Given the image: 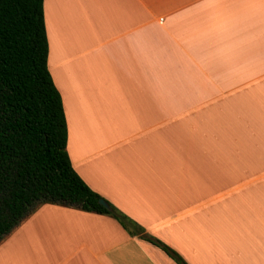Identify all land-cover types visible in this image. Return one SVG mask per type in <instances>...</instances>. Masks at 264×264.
<instances>
[{
	"label": "crops",
	"instance_id": "crops-1",
	"mask_svg": "<svg viewBox=\"0 0 264 264\" xmlns=\"http://www.w3.org/2000/svg\"><path fill=\"white\" fill-rule=\"evenodd\" d=\"M43 17L80 178L187 264H264V0H43ZM0 264L176 262L111 214L42 202Z\"/></svg>",
	"mask_w": 264,
	"mask_h": 264
},
{
	"label": "trees",
	"instance_id": "trees-1",
	"mask_svg": "<svg viewBox=\"0 0 264 264\" xmlns=\"http://www.w3.org/2000/svg\"><path fill=\"white\" fill-rule=\"evenodd\" d=\"M47 54L43 0H0V240L39 203L53 202L111 214L128 233L161 248L176 264H187L75 172Z\"/></svg>",
	"mask_w": 264,
	"mask_h": 264
},
{
	"label": "rangeland",
	"instance_id": "rangeland-1",
	"mask_svg": "<svg viewBox=\"0 0 264 264\" xmlns=\"http://www.w3.org/2000/svg\"><path fill=\"white\" fill-rule=\"evenodd\" d=\"M261 189L264 187V184L261 185ZM263 190V189H262ZM214 194V192H212V195ZM247 200H252V192L251 191H245L239 194H233L230 195L228 198H224L223 201H219V202H227L228 204H231V206L229 205L227 208H225V210H223L221 212L219 205L216 204H212V206L210 207V217L211 218H217L219 216H226V217H231V216H235L237 213L242 212L243 210L239 209V208H235L233 206V202L236 201H247ZM198 216V215H197ZM241 223V222H240ZM244 225H248L247 223H244ZM244 228H246V226H244ZM214 233H218V230H213ZM252 233V232H251ZM242 232H239V236L242 237ZM250 234V233H249ZM152 236V234H151ZM242 241L246 240V235L243 234V237L241 239ZM163 242V241H162ZM165 243V242H164ZM228 250L232 256L235 258L236 257V252H234V247L230 246V244L234 245V242H232L231 240H228ZM166 245H168L167 243H165ZM170 248H172L170 245H168ZM174 249V248H172ZM175 250V249H174ZM176 251V250H175ZM177 252V251H176ZM178 253V252H177ZM179 254V253H178ZM229 254V253H228ZM230 255V254H229ZM174 261V260H173Z\"/></svg>",
	"mask_w": 264,
	"mask_h": 264
},
{
	"label": "water",
	"instance_id": "water-1",
	"mask_svg": "<svg viewBox=\"0 0 264 264\" xmlns=\"http://www.w3.org/2000/svg\"><path fill=\"white\" fill-rule=\"evenodd\" d=\"M98 203L101 204L102 206L106 207V208L109 207V206H108V203H107L104 199H102V198H100V199L98 200Z\"/></svg>",
	"mask_w": 264,
	"mask_h": 264
},
{
	"label": "built area",
	"instance_id": "built-area-1",
	"mask_svg": "<svg viewBox=\"0 0 264 264\" xmlns=\"http://www.w3.org/2000/svg\"><path fill=\"white\" fill-rule=\"evenodd\" d=\"M160 19H162V18H160Z\"/></svg>",
	"mask_w": 264,
	"mask_h": 264
}]
</instances>
